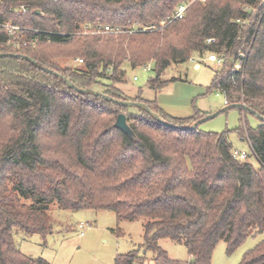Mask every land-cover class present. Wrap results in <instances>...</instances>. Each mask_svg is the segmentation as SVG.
<instances>
[{"label":"trees","instance_id":"16d2710c","mask_svg":"<svg viewBox=\"0 0 264 264\" xmlns=\"http://www.w3.org/2000/svg\"><path fill=\"white\" fill-rule=\"evenodd\" d=\"M184 1L0 0V24L12 22L28 40L37 39L35 46H9L0 27V54L15 55L0 57V264H50L22 253L15 229L45 238L54 204L143 219L142 248L153 253L154 264H212L219 243L232 254L249 237L264 236V122L237 130L251 146L255 167L248 154L233 156L227 133L184 129L207 114L169 121L155 101L128 98L116 87L126 81V65L151 64L155 77L148 87L160 91L175 81L163 80L169 67L214 53L223 62L207 93L221 92L228 106L244 105L264 117V2H196L184 18L161 28ZM135 23L158 29L91 33L96 26ZM241 53L246 61L236 70ZM68 58L83 62L67 64ZM66 80L146 104L174 126L141 108L143 116L128 114L129 107L82 93ZM122 112L132 120L133 136L115 125ZM164 239L184 245L191 259L170 258L159 244ZM137 260L134 250L115 264ZM240 264H264V237Z\"/></svg>","mask_w":264,"mask_h":264},{"label":"rangeland","instance_id":"374dc122","mask_svg":"<svg viewBox=\"0 0 264 264\" xmlns=\"http://www.w3.org/2000/svg\"><path fill=\"white\" fill-rule=\"evenodd\" d=\"M192 57L199 61L197 55ZM67 60V64L70 61L75 63V58ZM152 67L147 71L144 67L132 68L126 65V81L116 84V87L128 98L140 96L146 101H155L159 114L169 121L190 118L197 111L207 114L206 116L219 113L200 124L199 130L205 133H227L233 149L247 153L250 162L255 167L259 166L249 143L241 141L237 130L245 126L256 129L261 120L238 107L228 108L221 92L207 93V87L211 85L215 72L219 69L216 63L204 61L199 69H196L191 61L172 65L164 73L163 80L175 81L157 92L148 87L149 80L155 77ZM134 77L138 79L134 80ZM127 113L143 116L135 106L129 107ZM127 122L132 123V120ZM26 203L29 204L30 201ZM50 218L52 232L45 238L40 235L26 237L15 229L16 244L22 253L34 258H43L50 264H115L117 256L138 250L140 260L134 264H154L153 253L142 248L143 219L118 220L114 212L106 210H59L57 204L50 207ZM82 223L86 224V229L80 228ZM263 237H249L232 254L227 252L225 242L219 243L214 250L212 264H240L245 253L255 247ZM159 244L170 258L182 262L190 260L184 245L169 239L161 240Z\"/></svg>","mask_w":264,"mask_h":264},{"label":"built area","instance_id":"2783aa9c","mask_svg":"<svg viewBox=\"0 0 264 264\" xmlns=\"http://www.w3.org/2000/svg\"><path fill=\"white\" fill-rule=\"evenodd\" d=\"M264 2V0H262ZM196 2H200V3H205L206 0H185L183 3H181L174 15L172 16V18L164 21L161 25V28L165 27L168 23L176 20V19H182L184 18V16L187 13V10L189 9V7L196 3ZM24 12H26V9L23 10ZM1 28H4L7 30L8 32V37H9V41H8V45L9 46H15V47H20V46H24V47H29V46H35L37 43V39L36 38H32V39H27L25 36V29L19 26H16L15 24H13L12 22H5V23H1L0 24ZM158 28L151 25V26H142L139 23H135L133 24L129 29H123V28H113L110 26H96L94 28V30L91 32L93 34H118V33H145V32H153L156 31ZM211 41V40H209ZM197 58L191 57L189 61L194 62V67L199 69L202 62L204 61H208L211 63H216L218 66H220L223 62V60L221 58H219L216 54L214 53H210L207 54L203 57H198L199 61H196ZM246 61V54L245 53H241L240 54V59L236 62L235 64V68L236 70H241L243 68V63ZM76 63H82L83 60L82 59H75ZM151 64L144 66V69L149 71L151 70ZM153 68V67H152ZM137 77H134V80H137ZM233 156L237 159L240 160H244L247 157V154L244 152H240L237 150L233 151ZM86 224L82 223L80 224V228L81 229H86ZM84 234V232H82V235Z\"/></svg>","mask_w":264,"mask_h":264},{"label":"water","instance_id":"95a60500","mask_svg":"<svg viewBox=\"0 0 264 264\" xmlns=\"http://www.w3.org/2000/svg\"><path fill=\"white\" fill-rule=\"evenodd\" d=\"M8 56H15L13 54H0V57H8ZM26 60L32 62L33 64H36V62L34 60H32L31 58L29 57H24ZM47 72H50L49 70H46ZM66 83L68 84L69 87L71 88H74L82 93H94L96 95H100V96H103L105 97L107 100L109 101H112V102H115V103H118L119 105L121 106H127V107H132V106H135V107H138V108H142L144 109L147 113L151 114L154 118H156L159 122H162L168 126H171L173 127L174 125L170 124V123H166L164 122L161 117L158 115V114H155L151 111V109L143 104V103H139V102H133V101H120V100H115L107 95H104L103 93L101 92H97V91H93V90H85V89H80V88H77L73 83H71L69 80H66ZM235 107H241L243 108L245 111L255 115L259 120L263 121L264 122V117L261 116L259 113L253 111L252 109L244 106V105H229L228 108H235ZM227 109V108H226ZM219 113H216V114H212V115H208L202 119H200L199 121H197L194 125H192L191 127H185L184 129H195L198 127V125L204 123L205 121L209 120V119H212L214 117H216ZM116 127H118L120 130H122L124 133L128 134L129 136H133V131L131 129V127L129 126L128 122H127V116L123 113L119 114L118 118H117V121H116ZM180 128V127H179ZM183 128V127H181Z\"/></svg>","mask_w":264,"mask_h":264},{"label":"crops","instance_id":"0c3cea01","mask_svg":"<svg viewBox=\"0 0 264 264\" xmlns=\"http://www.w3.org/2000/svg\"><path fill=\"white\" fill-rule=\"evenodd\" d=\"M196 69H197V68H196ZM241 141H244V140L241 139ZM249 145H250V144H249ZM250 147H251V146H250ZM246 154H247V153H246ZM190 259H191V258H190Z\"/></svg>","mask_w":264,"mask_h":264}]
</instances>
